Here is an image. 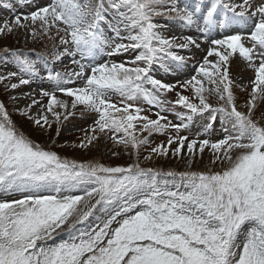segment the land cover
Wrapping results in <instances>:
<instances>
[{
    "label": "snow or ice",
    "instance_id": "obj_1",
    "mask_svg": "<svg viewBox=\"0 0 264 264\" xmlns=\"http://www.w3.org/2000/svg\"><path fill=\"white\" fill-rule=\"evenodd\" d=\"M160 17L192 34L169 35ZM53 30L61 46L53 63L69 58L76 70L42 73L37 61L12 53L17 71L0 84L14 110L45 134L55 125L57 136L84 112L92 123L74 147L104 135L136 158L107 166L62 157L22 132L0 101V197H12L0 199V264H264V123L254 119L264 100V0H48L0 20V36ZM193 51L203 55L187 79L158 77L186 68L181 53ZM237 56L253 74L246 84L230 74ZM36 78L51 84L33 89ZM234 84L251 90L247 111L238 110ZM173 92L175 100L163 99ZM137 101L158 109L156 118ZM205 115L202 131L182 134ZM218 115L222 131L213 139ZM169 130L175 135L144 159L171 156L187 170L142 167L139 147ZM206 151L217 167L192 170Z\"/></svg>",
    "mask_w": 264,
    "mask_h": 264
},
{
    "label": "rangeland",
    "instance_id": "obj_2",
    "mask_svg": "<svg viewBox=\"0 0 264 264\" xmlns=\"http://www.w3.org/2000/svg\"><path fill=\"white\" fill-rule=\"evenodd\" d=\"M5 2V6L3 9L2 15H0V20H7L10 18V16L14 13H28L30 11H33L34 8L33 4L34 2L31 1L30 4H25L24 0H3ZM194 0H182V2H187L188 4L193 3ZM207 2V0H205ZM43 3H40L38 5H42ZM178 25V24H177ZM241 25H235L232 26L233 29L237 28H247L245 26L239 27ZM169 27L171 30L176 34H192L188 29L185 27L178 25L173 27L172 24L169 23ZM218 29V28H217ZM220 30V29H219ZM171 35V33H168ZM219 35V33L215 29V33ZM54 47L59 48L61 47L59 45V39L58 35L55 32V30L51 31L49 34L46 35H38L35 38H33L30 35H27L25 32H17L15 34H9L0 36V53L5 52L4 49L7 48L8 56L3 57V63L0 62V75H7L8 72L11 71H17V64L15 57L12 55L13 51L17 52H25L29 55H32L37 61V67L40 69V71L44 72L47 69V62H53V56L52 52ZM40 51L44 57L39 58L35 56V53L33 51ZM181 54L189 56V59L187 61V67L190 68V72L193 74V65H195L198 61L201 60V56L198 57L192 56V54H186L182 52ZM239 56L235 57L231 60L230 65V74L231 77L234 78L236 82H241L243 79L248 78V80L252 77V71L248 68H246L245 63L238 58ZM51 58V59H49ZM107 59V57L105 58ZM112 59L120 61L126 59L124 56H117L113 57ZM55 69H60L65 72H72L76 68V66L71 62L69 58H64L62 63L57 62L53 65ZM185 67H182L178 74H173L170 76V78H166L162 76V79H164L166 82H175L177 80H185L187 78H184L181 76V74H184L182 72L183 70H186ZM245 69V70H244ZM162 75H167L166 73H162ZM40 84L44 88H48L51 84L48 80H41L39 78H36L33 81L32 88L35 89L36 86ZM246 84V83H245ZM25 92L30 91L27 86L23 89ZM234 95L236 96V104L238 107V110L240 111H247L245 104L248 101L249 92L251 91L249 89H241L237 88L234 84L233 86ZM188 94V93H185ZM163 99L172 101L176 99L175 92L166 94ZM0 101H3L7 106L12 114V119L15 121L17 127L24 132L26 135H28L31 139H33L36 142L47 144L50 146V149L53 151H56L60 156L67 157L69 159H76L78 161H94V162H100L107 166H125L128 163H130L132 160H134L136 157L134 155L130 156L129 153L133 150L129 146L128 148H125L124 145L118 144L114 142L112 139L107 138L104 135H101L100 138L97 141H94L92 145L89 146L88 149L83 148H76L73 145L79 144L82 139H84L85 133L82 131V129L88 128V126L92 123L93 117L91 115H88L81 111H76L75 115L72 117H69L67 121H64L60 133L57 136L56 135V127L55 125L52 127V129L49 130L47 134H45L43 131L37 129L33 126V124L27 120L25 117L19 115L14 110L13 102L9 99L8 93L4 91V87L2 84H0ZM112 101L114 103H117L119 106L120 97L118 95H113ZM209 102L212 103L214 106L217 105V98L215 95L209 96ZM137 103L143 107L144 109L148 108L149 106L144 101H137ZM179 111V107L176 109ZM147 111V110H146ZM184 111V110H180ZM151 113V114H150ZM145 114H155V111L149 112L147 111ZM165 115H168V119L172 120L174 123H177L179 121L176 120L175 116L164 113ZM208 119L207 115L204 116V118L196 117L194 118V123L191 125L190 129L187 130L185 133L189 135L190 138H193L195 134L198 131L203 130V125L205 124L206 120ZM254 119H258L260 122L264 123V100L257 102V109L255 110ZM222 131L221 124H220V117L217 116L216 123L213 127V130L209 132V135L216 139L218 134H220ZM137 135L139 136V126L137 128ZM143 135L147 136V133H143ZM169 135H172L169 131H166L162 134H153V136L149 137L150 144L140 146L139 151V159L142 167H151L157 170L163 169L164 171L167 170H187L188 165L184 162V160H174L171 156L165 158L163 156H157L153 154V157L151 160L144 159L145 156L148 155V152L151 150L152 147H156L157 145H160L162 143L166 144L167 138ZM165 136V137H164ZM113 152L119 153V155H112ZM216 165L211 164V153L206 151L203 154V158L201 159L199 155H197L194 160L192 161L191 168L192 170H207L208 168H216ZM7 198L11 199L12 197H0V199ZM16 198H19V194H16Z\"/></svg>",
    "mask_w": 264,
    "mask_h": 264
},
{
    "label": "bare ground",
    "instance_id": "obj_3",
    "mask_svg": "<svg viewBox=\"0 0 264 264\" xmlns=\"http://www.w3.org/2000/svg\"><path fill=\"white\" fill-rule=\"evenodd\" d=\"M172 30H173V29H172ZM170 33L173 34L174 32L171 31ZM202 54H203V53H202ZM238 58L242 60V58H240V57H238ZM244 70H245V69H244ZM247 81H248V78H245V79L242 80L243 83H247ZM21 106H23V102H22Z\"/></svg>",
    "mask_w": 264,
    "mask_h": 264
}]
</instances>
